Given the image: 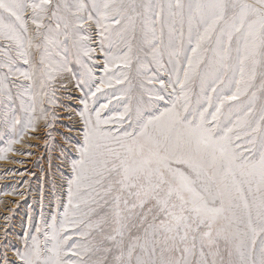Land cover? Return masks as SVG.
Listing matches in <instances>:
<instances>
[{
    "label": "snow or ice",
    "instance_id": "snow-or-ice-1",
    "mask_svg": "<svg viewBox=\"0 0 264 264\" xmlns=\"http://www.w3.org/2000/svg\"><path fill=\"white\" fill-rule=\"evenodd\" d=\"M21 143L48 165L0 264H264V0H0Z\"/></svg>",
    "mask_w": 264,
    "mask_h": 264
},
{
    "label": "rangeland",
    "instance_id": "rangeland-1",
    "mask_svg": "<svg viewBox=\"0 0 264 264\" xmlns=\"http://www.w3.org/2000/svg\"><path fill=\"white\" fill-rule=\"evenodd\" d=\"M75 103L73 102V106ZM61 131H67V129L61 128ZM28 139L29 137H25V140ZM33 144L42 145L43 138H33ZM26 146L24 143L14 145V150L9 152L6 158L0 159V247L4 246V215H10L12 217L9 221L11 232L9 233V243L7 245L10 257H13V246L21 243L20 236L23 229L27 226L30 209L33 210V214L39 210L37 181L31 173L39 172L40 165L43 167H47L48 165L46 158L40 160L39 164L37 163L38 158L45 155V149L42 146L31 147L30 151L32 155L15 151L16 148ZM65 174H67L66 170ZM53 180L58 184L60 181L59 175L48 177V182L45 184L46 204L50 198L47 196V193L52 190L51 184Z\"/></svg>",
    "mask_w": 264,
    "mask_h": 264
}]
</instances>
